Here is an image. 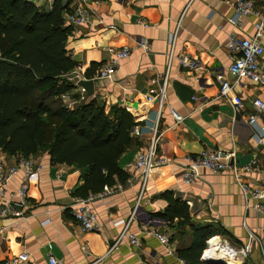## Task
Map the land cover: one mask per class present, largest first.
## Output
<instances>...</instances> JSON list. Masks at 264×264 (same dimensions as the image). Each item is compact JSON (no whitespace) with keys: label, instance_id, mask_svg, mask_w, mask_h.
Wrapping results in <instances>:
<instances>
[{"label":"crops","instance_id":"obj_1","mask_svg":"<svg viewBox=\"0 0 264 264\" xmlns=\"http://www.w3.org/2000/svg\"><path fill=\"white\" fill-rule=\"evenodd\" d=\"M29 1L45 12L60 1L71 12L83 7L90 14V24L75 28L67 42L76 69L86 80L94 81V94L86 92L85 101L97 99L107 112L112 106L127 109L140 131L139 135L135 128L132 131L139 145L118 160V167L129 176L125 183L117 184L123 188L117 191V185L113 186L108 189L113 193L93 202L99 230L92 232L80 229L71 209L79 198L73 192L83 183L81 171L52 164L47 153L36 156L43 167L29 184L24 209L28 217H0V263L27 253L28 264H50V256L58 264H181L176 250L187 246L191 237L156 217L168 205L162 198L165 191H172L188 204L195 223L223 227L227 232L220 236L223 241L241 248L253 234L257 238L254 248H264V218L254 209L252 195L243 191L232 173L201 171L195 183L182 181L186 156L214 148L234 152L240 168L256 161L244 173V180L251 187L264 189V143L258 142L248 124L249 117L258 113L255 101H264V85L249 79L236 83L229 74L234 55L228 50L231 35L239 39L253 36L257 16L246 17L241 26H234L231 18L237 0ZM253 1L256 10L263 13L264 0ZM141 44L150 50L144 51ZM110 47L130 50L113 81L98 78L99 67L111 58ZM183 54L200 60L204 70L194 73L182 68L179 57ZM261 67L264 69V56ZM93 69L92 79L87 78ZM217 72L233 84V95L242 99L239 112L221 97V84L214 77ZM158 75H166L168 81L160 120L158 105L146 100L150 80ZM71 94L75 98L65 103L73 108L79 97L77 87ZM170 107L183 116L180 124H176ZM259 123L264 125V116ZM156 125L162 134L158 152L170 163L155 170L144 188L134 163L137 154L149 148ZM2 154L8 164H14L15 157ZM23 180L22 172L13 177L7 185L8 194L17 191ZM119 221L125 223L116 225ZM154 231L171 240L174 256L166 253ZM131 235L138 238V246L131 244Z\"/></svg>","mask_w":264,"mask_h":264},{"label":"trees","instance_id":"obj_2","mask_svg":"<svg viewBox=\"0 0 264 264\" xmlns=\"http://www.w3.org/2000/svg\"><path fill=\"white\" fill-rule=\"evenodd\" d=\"M70 12L60 1L45 12L29 0H0V152L9 157L47 153L52 164L80 170L83 183L73 195L87 199L127 181L118 160L139 141L132 136L137 123L127 109L112 106L107 112L103 102L79 97L73 108L65 103L63 96L76 89L66 78L77 68L67 50L74 32L66 20ZM162 198L168 205L156 217L191 237L177 248L178 258L183 264H211L202 260L207 241L226 230L195 223L188 204L172 191Z\"/></svg>","mask_w":264,"mask_h":264},{"label":"built area","instance_id":"obj_3","mask_svg":"<svg viewBox=\"0 0 264 264\" xmlns=\"http://www.w3.org/2000/svg\"><path fill=\"white\" fill-rule=\"evenodd\" d=\"M251 15H255L258 21L255 23V32L253 36L239 39L236 35H231L228 42V50L234 55L232 64L229 67V74L235 79L236 83H239L241 79H249L252 82L264 85V69L261 67V58L264 56V12L256 10V6L253 0H237L235 4V14L231 18V22L234 26H241L242 20ZM67 22L76 28L85 24H90V14L83 8L78 7L73 12H70L66 16ZM171 44L174 43V36L170 37ZM144 51H149L150 47L141 44ZM108 53L111 58L103 63L98 70V78L107 81H113L117 70L119 69L121 62L130 56V50L128 48H108ZM179 63L182 68L194 72L201 73L204 67L200 60L193 59L187 54H183L179 57ZM214 77L221 84L220 95L230 101L236 112H239L243 107V101L239 96L233 95V84L225 77L221 72H217ZM67 80L72 82L79 91V100L85 101L86 90L78 86L81 80H86L83 73L75 69L69 75ZM167 76L158 75L150 80V89L146 100L148 103H154L158 105V120H160L163 109L167 101ZM64 101L72 102L75 97L71 93L63 96ZM195 99V98H194ZM257 109L256 115H251L248 120V124L252 128L253 135L256 137L259 143H264V125L259 123V118L264 116V101L257 99L254 103ZM176 124H180L183 121V116L179 114L175 109L169 108ZM137 129V130H136ZM137 135L140 131L135 127ZM162 134L158 131V125L153 128V136L150 142V146L146 151L137 154L134 168L139 172V179L142 182V186L145 188L147 182L150 180L152 173L155 170L165 168L169 166L167 158L159 154V145L161 143ZM186 165L183 168L182 181L186 185H190L198 181L201 171H208L212 174H221L224 172H230L234 176L237 184L243 189L245 193H250L255 200L254 209L259 216L264 218V189L259 190L254 186L251 187L245 182V174L248 173L256 161L244 166L238 167L236 154L230 151H223L220 149L208 148L202 151L198 155H188L185 158ZM42 165L37 161L35 157H15L14 164H8L4 155L0 152V217L16 218L25 220L28 216L24 209L27 204L29 182L35 179L38 172L42 170ZM20 172L24 174V180L20 188L8 194L7 185L10 180L18 175ZM123 187L117 185V191ZM105 189V192L92 195L87 199L77 198L74 204L71 206L74 218L83 232H92L99 230V223L97 215L92 207L95 200L104 198L111 192ZM136 210L132 213L131 219L134 218ZM125 221H119L116 225L124 224ZM3 230H0L2 233ZM154 235L159 239L160 243L165 247L168 255H175V248L172 246L170 239L159 232L154 231ZM131 244L138 246L139 240L136 236H129ZM219 240L220 249L224 248L230 252L231 260L235 263L239 262L244 264L246 258L252 253L254 243L257 242V238L251 234L249 241L241 248L234 247L223 241L220 236H214L207 241V247L203 251L202 260L208 261L215 259L212 255V245ZM213 243V244H212ZM117 245V242L115 246ZM221 247V248H220ZM216 252V251H215ZM230 263L229 260L225 261ZM29 255L27 253H21L18 256L6 260L0 264H28ZM184 262L182 261L181 264ZM50 264H58L57 260L50 256Z\"/></svg>","mask_w":264,"mask_h":264},{"label":"water","instance_id":"obj_4","mask_svg":"<svg viewBox=\"0 0 264 264\" xmlns=\"http://www.w3.org/2000/svg\"><path fill=\"white\" fill-rule=\"evenodd\" d=\"M78 86L84 88L89 96L94 94V81L93 80H81L78 83ZM206 262L211 263V264H228L224 260H215V259L208 260ZM233 264H241V263L236 262Z\"/></svg>","mask_w":264,"mask_h":264},{"label":"bare ground","instance_id":"obj_5","mask_svg":"<svg viewBox=\"0 0 264 264\" xmlns=\"http://www.w3.org/2000/svg\"><path fill=\"white\" fill-rule=\"evenodd\" d=\"M219 242H220L219 240H216V242L214 244L212 243L213 245H212L211 252H212V255L215 258V260H224V261L229 260L230 263H232V264L235 263L234 260H231L232 258L230 257L231 256L230 252L227 249L220 247L221 248L220 252H219V254L217 253V248L219 247L218 246Z\"/></svg>","mask_w":264,"mask_h":264},{"label":"rangeland","instance_id":"obj_6","mask_svg":"<svg viewBox=\"0 0 264 264\" xmlns=\"http://www.w3.org/2000/svg\"><path fill=\"white\" fill-rule=\"evenodd\" d=\"M67 15H69V13H67ZM66 15V16H67ZM79 27V26H78ZM77 28V27H76ZM75 29V28H74ZM32 181L29 182V184ZM256 251V253H255ZM222 252V251H221ZM253 253H251L246 260L251 261L253 264H264V248H254L252 250ZM254 256V258H252ZM256 258V259H255ZM245 260V261H246ZM228 264H232V263H228Z\"/></svg>","mask_w":264,"mask_h":264}]
</instances>
